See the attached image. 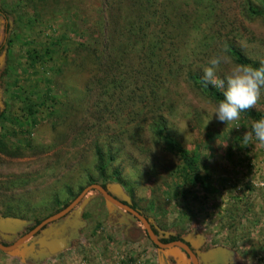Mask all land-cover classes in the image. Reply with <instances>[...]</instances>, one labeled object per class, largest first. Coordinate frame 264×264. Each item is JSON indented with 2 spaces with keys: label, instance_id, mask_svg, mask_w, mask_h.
<instances>
[{
  "label": "rangeland",
  "instance_id": "obj_1",
  "mask_svg": "<svg viewBox=\"0 0 264 264\" xmlns=\"http://www.w3.org/2000/svg\"><path fill=\"white\" fill-rule=\"evenodd\" d=\"M178 1L184 7L195 4V0ZM201 6L205 17L213 7L218 15L210 14L208 31L217 32L220 27L223 39L264 63V18L249 16L246 0H202ZM0 8L12 28L8 62L5 53L0 57V74L6 78L3 87L12 92L0 138L22 153L0 154V216L29 222L1 226L0 240L12 244L36 226V219L49 217L60 204L77 198L81 186L88 187L89 175L97 177L92 143L99 129L84 135L72 128L88 108L83 97L94 68L92 62L86 64L87 60L76 59L73 53L80 42L75 27L81 32L86 25L72 18V0H0ZM32 52L37 54L35 62ZM227 58L217 70L218 78L237 65ZM173 92L174 109L165 117L189 150L200 151V171L212 174L214 192L200 185L180 188L184 180L175 172L180 160L150 135L147 122L139 123L132 116L119 124L110 120L104 124L109 127L101 128L103 143L113 135L108 130L112 127H119L115 137L125 133L121 134V156L110 168L120 167L123 181L112 178L105 184L109 189L120 185L163 233L184 238L197 235L212 243L221 240L235 262L245 264L250 259L252 264H264V145L254 139L248 145L242 142L254 121L240 116L226 125L212 117L216 104L190 85L180 83ZM254 107L264 111V94ZM135 129L141 141L130 137ZM220 185L225 198L240 199L239 204H229L231 214L227 207L225 212L224 207H216L222 203ZM72 191L77 195L72 196ZM85 198L88 202L80 212L85 224L71 246L53 256L33 254L28 264H159L157 255L148 258L143 244L121 238L118 218L110 215L113 205L98 191H90ZM8 208L22 210L24 216H6ZM0 264H22V259L0 250Z\"/></svg>",
  "mask_w": 264,
  "mask_h": 264
},
{
  "label": "trees",
  "instance_id": "obj_2",
  "mask_svg": "<svg viewBox=\"0 0 264 264\" xmlns=\"http://www.w3.org/2000/svg\"><path fill=\"white\" fill-rule=\"evenodd\" d=\"M194 2V5L184 7L178 0H72V8L75 9L72 18L74 17V21L81 19L82 24L86 25L85 31H81L83 33L75 27L74 32L80 36V42H77L74 56L76 59L87 60L84 62L86 64L92 62L94 65L83 97L88 108L84 117L72 124L73 132L84 135L89 132L96 133V129H99L92 143L97 177L89 175L88 186L100 184L107 189L105 182L112 178L123 181L120 167L110 168L121 156V134L125 133H119L117 138L114 135L119 127H112L108 129L113 134L109 136L111 139L108 138L109 142L103 143L101 137L105 131L102 132L101 128L109 127L104 124L110 120H116L119 124L122 118L127 120L132 116L139 123L147 122L150 135L164 150L180 160L181 165L175 170L184 180V183L180 182V188L200 185L206 191L214 192L212 189L215 190L216 181L212 179V174H202L200 171V151L189 150L165 117V114L174 109L173 89L180 83L188 84L194 92L197 91L216 104L223 99L222 90L203 82V69L208 59L223 54L237 65L259 68L264 63L249 58L233 41L223 39L220 27L215 33L208 31L210 14L217 15L216 8H209L210 11L205 17L202 0ZM246 11L249 16L264 18V0H246ZM0 14L5 15L2 8ZM36 57L37 54H30L33 62ZM72 103L77 102L72 99ZM241 117L256 121L264 118V111L253 107L241 113ZM130 137L136 138V142L137 139L142 140L137 129ZM28 144L31 145V141ZM0 154L15 156L22 153L20 149L13 151L0 138ZM220 186L218 195L222 203L216 207H224L223 212L227 207V214H231L229 204H239L237 201L240 199L225 198L223 186ZM84 189L81 186L78 195L72 191V196L78 197ZM68 204L69 202L60 204L49 217ZM240 209L238 206L237 210ZM5 214L22 217L24 211L8 208ZM41 222L42 220L36 219V225ZM174 237L176 235L172 234V239H176ZM28 258L22 259V264H28Z\"/></svg>",
  "mask_w": 264,
  "mask_h": 264
},
{
  "label": "flooded vegetation",
  "instance_id": "obj_3",
  "mask_svg": "<svg viewBox=\"0 0 264 264\" xmlns=\"http://www.w3.org/2000/svg\"><path fill=\"white\" fill-rule=\"evenodd\" d=\"M11 35H12V28H11V23L9 22V17L7 16V14L6 16L0 14V57L5 53L6 62H8L9 59V52L12 42ZM3 74L2 75L0 74V130L2 129L3 126V119L8 114L9 111V105H10L9 97L12 96V92H10L8 88L5 89V87H3L6 79L3 76ZM5 94L6 96L8 95L7 98H5ZM113 196L116 200L124 204H127L126 202L123 201L121 197H117L114 194ZM71 203L72 201L66 207H68ZM129 206H131L132 209L140 212L142 216L146 217L145 213L139 210L133 202ZM71 215H72V211L63 218L56 220L52 223L46 224L35 237L44 235V233H46V231L49 230V228H54L55 225H57V227L60 226L61 222L65 221L67 218L71 217L72 219ZM110 215L118 218V221L117 220L116 221L118 223V228L120 227L121 230V238L123 239L126 238L127 242L129 243L143 244L145 246V249L147 250L146 252L149 254L148 258H150L152 254L157 255V257L159 258V264H163L160 261V255L163 250L168 252V254L165 256L164 264H239L238 261L235 262L234 260L231 259L233 254L226 250L227 247H225V244L221 240H219V242L217 243H212V242H207L205 237L196 235L193 238H191L190 236L184 238L180 234H175L176 237L174 238L176 239H172L171 233L170 234L163 233L159 225L158 226L154 225L151 222V220L146 217V219L149 221L151 229L158 237L160 242H162L163 244L180 242L183 243L188 248L187 249L183 246L175 244L173 247L162 249L159 245L154 243V241L151 239L149 235L147 228L144 225L142 227H139L140 225H136V223L139 224L142 222L131 212L124 210L123 208H120L117 205H113ZM46 219H43L42 222ZM50 224H53V226H50ZM57 227H55L54 229H56ZM79 229H81V227H79ZM36 247L37 249H39V245H36ZM210 251L215 252L214 257L201 256V254L209 253ZM245 264H252L251 260L249 259V261L248 262L246 261Z\"/></svg>",
  "mask_w": 264,
  "mask_h": 264
},
{
  "label": "water",
  "instance_id": "obj_4",
  "mask_svg": "<svg viewBox=\"0 0 264 264\" xmlns=\"http://www.w3.org/2000/svg\"><path fill=\"white\" fill-rule=\"evenodd\" d=\"M98 191L107 201L109 205H117L120 208H123L124 210H127L131 212L134 216H136L143 225L147 228L149 235L151 239L159 245L162 249L173 247L175 244L183 246L187 248L183 243L180 242H174L170 244H163L159 241L158 237L155 235L153 230L150 227L149 221L146 219V217L142 216L140 212L134 210L131 208L132 201L130 197H128L124 191L122 190V187L120 185H115L112 189L104 188L100 184H91L87 188H85L82 193L74 200L72 203L60 211L59 213L47 218L40 224L36 225L30 232H28L26 235L20 237L17 241H15L13 244L6 245L0 240V250L9 253L11 255H16L20 257L21 259H24L26 257H30L33 254L39 257H46V256H53L56 254H59L66 249H68L71 246V241L73 238L78 234L79 227L82 228V226L85 224L84 220H82L80 216V212L83 209V206L88 202V199L85 198L87 194L90 191ZM113 194L117 197H121L124 202L127 204H124L118 200H116L113 196ZM85 198V199H83ZM81 204V207L76 211L75 208ZM129 204V205H128ZM72 211V218L75 216L74 219L67 218L65 221L61 222V225L54 228H49V230L44 233V235H41L39 237H35L42 228L49 223H52L56 220H59L66 216L68 213ZM112 211V207L110 209V212ZM0 216V228L3 224L6 227L11 226H25L29 222L16 219V218H4V220L1 219ZM2 222V223H1ZM5 222V223H4ZM32 239V242L30 244H27V241ZM36 245H39V249L36 248ZM188 249V248H187ZM168 254L167 251H162L160 255V261L164 264L165 256ZM203 257H214L215 252L210 251L209 253L201 254Z\"/></svg>",
  "mask_w": 264,
  "mask_h": 264
},
{
  "label": "clouds",
  "instance_id": "obj_5",
  "mask_svg": "<svg viewBox=\"0 0 264 264\" xmlns=\"http://www.w3.org/2000/svg\"><path fill=\"white\" fill-rule=\"evenodd\" d=\"M226 55L217 54L208 61L203 69V82L222 90L223 99L216 103L212 117L225 123L237 121L241 113L252 109L264 94V65L254 68L247 65H235L222 79L217 77V70L222 63H227ZM264 145V118L251 125V131L242 136L244 145L252 140Z\"/></svg>",
  "mask_w": 264,
  "mask_h": 264
}]
</instances>
